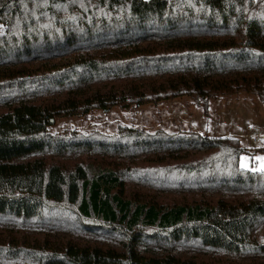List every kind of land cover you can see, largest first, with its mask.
<instances>
[{
  "label": "trees",
  "instance_id": "trees-1",
  "mask_svg": "<svg viewBox=\"0 0 264 264\" xmlns=\"http://www.w3.org/2000/svg\"><path fill=\"white\" fill-rule=\"evenodd\" d=\"M241 92L264 103V0H0V176L41 171L40 195L0 194V264H206L175 253L189 243L264 257V170L240 139L49 131Z\"/></svg>",
  "mask_w": 264,
  "mask_h": 264
},
{
  "label": "rangeland",
  "instance_id": "rangeland-1",
  "mask_svg": "<svg viewBox=\"0 0 264 264\" xmlns=\"http://www.w3.org/2000/svg\"><path fill=\"white\" fill-rule=\"evenodd\" d=\"M116 125L138 127L151 132L159 128L174 130L179 127L208 137H236L248 151L241 156L242 167L264 170V103L255 95L241 92L211 100L207 113L188 97L130 109L115 107L109 112L93 110L85 116L56 119L49 131L63 137L88 135L93 131L113 135L116 132ZM76 159L79 158L72 157L64 163L71 165ZM40 179V170H28L16 176H0V194L40 195ZM23 202L29 210H34L38 206L36 201L29 198ZM1 228L4 227L0 226V230ZM5 229L8 227L5 226ZM254 234L258 238L264 237V220L256 227ZM175 253L183 258L192 257L206 264H264V257L253 254V250L232 256L201 247L197 243L181 245Z\"/></svg>",
  "mask_w": 264,
  "mask_h": 264
}]
</instances>
